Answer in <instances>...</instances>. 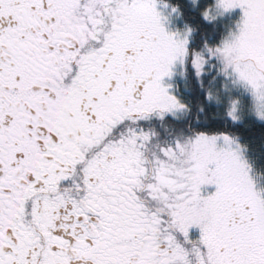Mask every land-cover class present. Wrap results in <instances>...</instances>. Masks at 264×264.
<instances>
[{
  "label": "snow or ice",
  "instance_id": "6c2138e0",
  "mask_svg": "<svg viewBox=\"0 0 264 264\" xmlns=\"http://www.w3.org/2000/svg\"><path fill=\"white\" fill-rule=\"evenodd\" d=\"M0 264H264V0H0Z\"/></svg>",
  "mask_w": 264,
  "mask_h": 264
}]
</instances>
